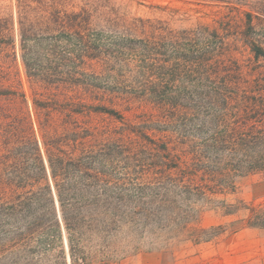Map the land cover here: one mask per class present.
I'll return each mask as SVG.
<instances>
[{
    "label": "rangeland",
    "instance_id": "374dc122",
    "mask_svg": "<svg viewBox=\"0 0 264 264\" xmlns=\"http://www.w3.org/2000/svg\"><path fill=\"white\" fill-rule=\"evenodd\" d=\"M80 9L90 22L71 29L55 24L54 15ZM198 23L223 37L225 60L241 76L239 90L258 83L264 57H254L251 43L264 48V0H0V185L7 187L4 181L34 160L33 137L43 152L41 135L52 133L55 123L70 125L61 121L60 107H78L74 120L97 133L85 135L86 151L104 143L103 152L86 156L102 179L69 177L62 208L53 190L56 216L39 218L27 210L1 214L0 264H264V229L241 227L237 219L245 212L223 216L214 202L196 199L182 187L177 163L185 133L193 139L200 119L187 123L180 115L190 107H202L201 115L233 107L218 97L217 83L213 99L205 97L210 81L190 62L201 52L194 44L202 34L193 31ZM21 35L27 41L43 37L38 55L45 58L52 56L45 55V43L93 42L96 57L80 69L96 76L81 74L59 86L28 78ZM215 41L218 37L207 35L210 49ZM10 112L30 124L22 131L23 149L11 153L4 144ZM17 181L8 185L21 190ZM234 182V193L217 199H264V172ZM74 188L82 194L74 195ZM218 225L222 229L209 240L192 236Z\"/></svg>",
    "mask_w": 264,
    "mask_h": 264
},
{
    "label": "trees",
    "instance_id": "16d2710c",
    "mask_svg": "<svg viewBox=\"0 0 264 264\" xmlns=\"http://www.w3.org/2000/svg\"><path fill=\"white\" fill-rule=\"evenodd\" d=\"M54 22L60 27L71 29L78 27V23L90 22V15L85 9L74 13L63 12L54 15ZM196 26L193 31L202 34L199 41L194 44L201 52L196 61L190 62L195 63L193 66L204 72V76L210 81L211 93L207 91L205 97L213 99L212 88L217 83L218 97H223V101L227 103L233 102V107L228 112L222 111L218 115L209 110L206 112L207 115H201L202 107L200 110L190 107L184 111L185 114L180 115L187 123L196 118L200 119L195 123L196 136L193 139L191 137L189 139L185 133L184 148L177 163L183 182L182 187L189 195H196V199L214 202L215 209L220 210L223 216H238L241 211L245 212L242 218L237 219L241 222V227L264 229V199L250 203L240 199L234 202H227L225 198L217 199L234 193V178L264 172V74L258 79V83L248 82L247 89L240 91L238 87L241 76L225 60L227 54L223 37L217 29H210L207 24L198 23ZM22 35L20 42L22 60L28 78L42 79L49 84L59 86L79 78L81 74L96 76L95 71L80 69V64H83L87 58L96 57L93 50H97L98 47L93 42L62 40L45 43V55L49 52L52 55L50 57L48 54L45 58L38 55L43 48V37L38 41H27ZM207 35L218 37V43L215 41L216 45L211 49L207 44ZM251 46L255 58L264 57V48L261 45L253 42ZM193 58L196 57H191L189 60ZM73 106H71L73 110L65 107H60L58 110L61 121L70 125L55 123L52 133L46 138L41 135L43 152L37 139L33 137L35 158L27 164L28 168L17 172L13 177L18 180V184H22L21 190L8 185L13 179L4 181V185L8 188L3 187V183L0 185V217L4 212L15 215L25 210L28 214H38L34 216L39 218L56 216L53 207V190L62 208L66 201L64 197L66 195L63 193L67 189L65 181L69 177L73 176L79 181H86L91 177L97 182L102 179L101 171L91 162H86V156L96 157L98 153L103 152V140L93 143L89 151H86L85 135L90 133L96 138L97 133L90 127L82 125V121L78 118L74 120L79 111H77L78 107ZM94 108L109 113L114 112L113 109H106L100 105H95ZM176 110L181 112L184 109ZM29 126L30 124L25 122V117L24 120L19 115L12 117L10 112L4 130V144L8 152L23 149L22 131ZM12 136L16 137V141ZM106 142L109 144V141ZM163 146L165 150L171 151L168 144ZM24 149V152H28V145L25 144ZM169 155L173 157V154ZM58 180L65 183L60 185ZM72 190L73 187H70L68 198L73 194ZM81 194V188H74V195ZM32 205L35 207L31 208ZM64 220L67 225L65 217ZM16 229L19 230L20 227L17 226ZM220 229H222L221 225L201 228L192 236H196V240H209L217 236ZM69 240L72 243L71 237Z\"/></svg>",
    "mask_w": 264,
    "mask_h": 264
}]
</instances>
